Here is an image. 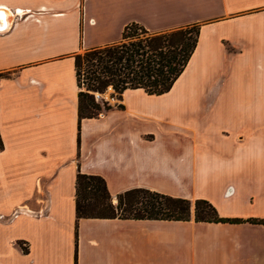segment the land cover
<instances>
[{"label": "crops", "instance_id": "0c3cea01", "mask_svg": "<svg viewBox=\"0 0 264 264\" xmlns=\"http://www.w3.org/2000/svg\"><path fill=\"white\" fill-rule=\"evenodd\" d=\"M0 14V264H264V224L247 222L264 220V0H0ZM132 23L197 25V46L169 92L110 89L114 108L78 130L74 55ZM78 173L113 203L143 188L245 222L77 219Z\"/></svg>", "mask_w": 264, "mask_h": 264}, {"label": "trees", "instance_id": "16d2710c", "mask_svg": "<svg viewBox=\"0 0 264 264\" xmlns=\"http://www.w3.org/2000/svg\"><path fill=\"white\" fill-rule=\"evenodd\" d=\"M199 26L192 25L164 33H150L132 23L125 26L120 42L74 55L78 97V130L82 119L97 118L114 107L100 98L112 90L121 101L124 91L141 89L148 95H162L171 89L187 66L198 41ZM99 95L97 98L96 95ZM115 108L122 109L121 104ZM1 145V142H0ZM110 195L100 176L78 173L75 181L77 219H131L241 223L220 218L206 200L190 201L143 188ZM252 224L264 220L249 219ZM23 252H27L23 248Z\"/></svg>", "mask_w": 264, "mask_h": 264}, {"label": "rangeland", "instance_id": "374dc122", "mask_svg": "<svg viewBox=\"0 0 264 264\" xmlns=\"http://www.w3.org/2000/svg\"><path fill=\"white\" fill-rule=\"evenodd\" d=\"M151 33V32H150ZM122 41V40H121ZM110 93L111 92H105V94L102 96V97H100V98H102L105 102H107L108 104H111V102H114L113 100H111V98H110ZM116 101V100H115ZM116 202V201H115Z\"/></svg>", "mask_w": 264, "mask_h": 264}, {"label": "bare ground", "instance_id": "6f19581e", "mask_svg": "<svg viewBox=\"0 0 264 264\" xmlns=\"http://www.w3.org/2000/svg\"><path fill=\"white\" fill-rule=\"evenodd\" d=\"M3 18H4V16H2L1 14H0V23H4V20H3ZM4 28H5V25L3 26Z\"/></svg>", "mask_w": 264, "mask_h": 264}, {"label": "water", "instance_id": "95a60500", "mask_svg": "<svg viewBox=\"0 0 264 264\" xmlns=\"http://www.w3.org/2000/svg\"><path fill=\"white\" fill-rule=\"evenodd\" d=\"M96 97L98 98V97H99V95L97 94V95H96Z\"/></svg>", "mask_w": 264, "mask_h": 264}]
</instances>
